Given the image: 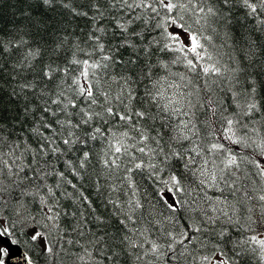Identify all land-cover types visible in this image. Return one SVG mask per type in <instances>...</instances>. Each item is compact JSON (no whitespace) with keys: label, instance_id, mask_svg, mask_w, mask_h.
Returning a JSON list of instances; mask_svg holds the SVG:
<instances>
[{"label":"snow or ice","instance_id":"snow-or-ice-1","mask_svg":"<svg viewBox=\"0 0 264 264\" xmlns=\"http://www.w3.org/2000/svg\"><path fill=\"white\" fill-rule=\"evenodd\" d=\"M17 4L0 264L18 229L46 264H264V0Z\"/></svg>","mask_w":264,"mask_h":264},{"label":"trees","instance_id":"trees-1","mask_svg":"<svg viewBox=\"0 0 264 264\" xmlns=\"http://www.w3.org/2000/svg\"><path fill=\"white\" fill-rule=\"evenodd\" d=\"M20 8L21 6L17 4V0H3V2L0 3V20L6 22L7 27L11 28L13 26V21L19 22L20 20ZM145 186L147 187L149 195L155 199V189L153 186L147 181L145 182ZM159 206L163 207L162 204ZM18 232L19 234L14 236L13 239H16L17 243L25 248L35 264H46V257L42 251L43 241L38 240L32 242L30 240L31 233L28 232L27 229H18ZM68 264H70V262H68Z\"/></svg>","mask_w":264,"mask_h":264},{"label":"water","instance_id":"water-1","mask_svg":"<svg viewBox=\"0 0 264 264\" xmlns=\"http://www.w3.org/2000/svg\"><path fill=\"white\" fill-rule=\"evenodd\" d=\"M5 246L9 249L6 264H25L24 255H28L25 249L18 244H6Z\"/></svg>","mask_w":264,"mask_h":264}]
</instances>
